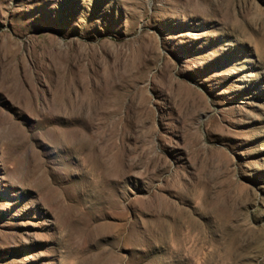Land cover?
Here are the masks:
<instances>
[{
    "label": "rangeland",
    "instance_id": "1",
    "mask_svg": "<svg viewBox=\"0 0 264 264\" xmlns=\"http://www.w3.org/2000/svg\"><path fill=\"white\" fill-rule=\"evenodd\" d=\"M0 264H264V0H0Z\"/></svg>",
    "mask_w": 264,
    "mask_h": 264
}]
</instances>
